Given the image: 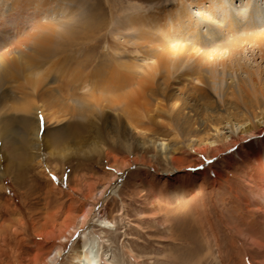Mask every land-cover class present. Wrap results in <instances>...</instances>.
<instances>
[{
  "label": "rangeland",
  "instance_id": "374dc122",
  "mask_svg": "<svg viewBox=\"0 0 264 264\" xmlns=\"http://www.w3.org/2000/svg\"><path fill=\"white\" fill-rule=\"evenodd\" d=\"M184 1L189 17L177 23V32L162 38L167 47L173 46V42L184 47L197 43L194 35L202 45L216 44V37L221 38L218 46L227 44L232 35H222L227 25L225 16L235 19L234 28L240 29L237 37L264 30V0H252L262 18L249 31L247 25L253 21L249 17L251 2L247 0ZM176 2L56 0L47 15L41 12L42 21L47 22L63 18L70 7H79L81 11L77 30L69 36L76 34L71 38L72 48L68 45L65 53L55 57L54 66L46 67L49 89L54 91L57 101L53 104L34 99L22 88L16 95L13 89L19 85L13 84L8 86L11 94L3 102L6 110L3 117L0 110L5 135L0 136V264H79L73 258L81 254L78 242L81 234L89 240L91 258L96 264H264V124L257 126L258 119L250 116L259 114L256 106L252 108L253 101L238 100L244 108L241 109L233 98L228 99L231 103L220 115L224 118L222 132L229 137L205 150L201 141L208 143L213 134L204 125L209 119L206 110L210 96L225 104L217 91L208 97L196 81L191 80V86L184 88L171 82L170 89L184 91L187 102L184 116L175 121L163 96L152 94L151 84L143 85L149 93L140 94L146 95L139 99L137 112L139 120L151 131L138 138L171 145L176 150L173 166L182 171L175 173L176 181L162 187L156 178L165 177L171 167L154 149L135 145L129 154L122 144L124 139L131 140L126 132L131 117L123 111L124 103L110 104L108 113V109L96 106L93 97L99 92L91 93L94 88L89 85L90 75L95 72L122 68L126 73L132 66L131 70L135 67L141 70V66L157 61L150 56V50H141L142 42L137 47L134 40L138 30L133 29L129 18L138 12L172 9ZM221 3L225 9H220ZM6 4L0 0L2 11H7ZM212 8L218 12L213 14ZM86 20L94 23L93 33L81 40V25ZM168 21L167 25L173 27L171 19ZM188 26H194V32L188 33ZM35 32L29 29L24 36L29 39L28 34ZM10 35L13 32L0 33V38L16 43ZM199 49L198 55H202L204 46ZM220 59L232 67L236 82L247 80L248 70L252 79L259 78L258 82L253 80L254 84L258 88L261 84L264 91V59L257 47L246 45L240 54L233 55L224 50ZM193 67L190 62L178 73L192 71ZM132 75L134 79L136 76ZM163 75L166 73L160 77ZM229 77L225 75V79ZM93 84L96 86L95 81ZM159 84L161 92L166 89L162 80ZM247 85L250 95V83ZM139 87L134 88L136 93L141 91ZM255 95L264 109L263 96ZM27 101L41 110L38 112L41 149L37 159L33 158L32 136L24 125L30 118L18 112ZM84 108L91 111L80 117L78 114ZM44 113H56L59 119L47 122ZM245 118L254 126L251 133L230 132L227 121L235 123ZM184 127L191 132H184ZM95 138H100L104 146L101 154L89 147ZM104 214L107 220H99Z\"/></svg>",
  "mask_w": 264,
  "mask_h": 264
},
{
  "label": "bare ground",
  "instance_id": "6f19581e",
  "mask_svg": "<svg viewBox=\"0 0 264 264\" xmlns=\"http://www.w3.org/2000/svg\"><path fill=\"white\" fill-rule=\"evenodd\" d=\"M55 1L56 0H3L5 4L6 3L8 4L5 5L7 7V11H5L6 9H4V11L0 9V33L1 35H5V34L8 35L13 32V36L10 35V37L12 36V39L14 38V40H16V43L14 41H12V43H7L6 40L4 41V39L2 40L0 38V105H1L0 110L2 113V117L6 114V110H5V106L3 105V102L4 99H6L7 95H9V92L11 91L8 88L9 85H13V84L19 85L13 89L14 94L16 95H18L17 90L22 88L23 90L26 91L28 90L30 92V95L34 99L37 97V100L41 99L45 103H53L55 100L57 101L56 95L52 93L54 91L49 89L51 84L48 83L47 81L48 70L46 69V67L48 68L50 66H54L55 63L54 61H56L57 59L55 57L59 54L65 53L68 50L65 49L68 48V45H70V48H72L71 38L76 36V34L72 35L71 37L69 36L73 31L77 30L78 23H76V21L81 11L79 7L77 8L70 7L67 8V10H65V12L67 13H65V16L63 15L64 16L63 18L60 19L56 18L55 20L51 19L50 21L43 22L41 17V12L44 13L43 15H47L48 8H50ZM205 1L206 0H202L199 2L204 3ZM240 1H246V0H240ZM247 1L251 2V5L249 7L251 9L252 15H249V17L253 21V24L247 25L246 30L249 31L250 30L249 27L250 28L254 27L255 24L258 22V20L262 18L261 17L262 15L258 10V5L256 2L252 4V0H247ZM184 2H185L184 0H178V2L174 3L172 9H168L167 7H165L160 10H156L149 13L138 12L133 14L129 18L130 24L133 27V29L138 30L137 31L138 33L136 34L137 37H135V40L134 39L132 40H134V42L137 44V47L138 46L141 47L140 42H142L141 50L143 49L150 50L152 53L150 56L154 59H157L156 62L141 66L142 68L141 70L138 67H135V69L131 70L132 67H134L132 66L130 69H127L128 74H126L127 72L126 73L124 72L125 70L122 71V68L120 69L114 68L111 70L107 68L108 70L104 69L102 71L99 69L100 72L98 73L95 72L91 75L88 73L90 75V80H91L89 82V85L90 87L92 86V88H94L92 89L91 93L99 92L96 96L94 97L92 96L95 99L96 106H98L99 109L103 107V109L105 108L106 111L108 109V113H109V110H111V105L116 106L118 103H124L123 107H125V109H123V111L126 110V112L131 117V121L130 120H129L130 122L128 121L129 122L128 127L126 126L127 129L126 132H128V134L131 136V140L124 139L122 144L124 145L125 149L127 148L129 154L131 153L132 148L135 145L137 146L139 145L138 147H140L141 149L151 148L155 150L154 152L158 154V157H160L171 167V171H167L164 173V175H166L165 177L164 176L160 177L159 175V177L156 178L157 179L156 183H158L162 187H165L166 185L173 183V181H176L175 173H179L182 171H180L178 168H175L173 166L175 161L174 154L176 153L175 152L176 150L173 149L171 145H169L166 142L158 143L154 140L153 141L148 139L143 140L138 138L140 135L145 136L146 133H149V131H151L150 128H148L146 125H144V123L141 120H139V115L137 112L139 106V99L140 98L143 99L142 96L145 97L146 95V94L145 95H140V94L142 93L144 94L148 90L146 87H143V85L151 84V86L149 87L150 92L154 95L163 96V98L166 100L167 103L166 105L168 106L173 117L176 119L175 121H180L181 120L180 117L184 116V109L185 106L187 105V102H186V93L184 91L174 88L170 89L172 87L171 82H173L175 86L180 85L183 86L184 88L186 86H191L190 85L191 80L196 81L198 82V84L202 85L203 88L202 91L206 92V95L208 97L209 94L210 95L212 94L211 93L212 91H217V94H219V96L221 97L219 99H222L225 102V104L223 105L222 103L221 105L213 97V95L212 97L210 96L208 103L209 107L206 110L209 119L207 121H204V125L207 126L209 128V132L210 133L212 132L213 134L211 136V139L208 138L207 140L208 143L201 141L200 145L203 146L205 150H208L212 146L216 147L215 146L216 143L225 141L229 137L222 132L221 125L223 124L222 120L224 118H221L222 115H220V113L227 111L226 110L227 108H225V106H227L228 103L229 104L231 103L228 101V99L233 98V101L236 102L235 105H237L239 108L241 107L243 108V106H241L238 103V100L244 101V99H247L248 102L253 101L255 104L253 103L252 108L256 106V109L259 110V114H257L256 112L250 113V116H252L254 120L258 119L257 126H261L264 124V109L261 108V104L259 102V99L256 97V95L254 97V94L260 93V95H262L264 98V91L262 90L261 84L259 85V88H258V84L256 85L254 84V81L258 82L259 78L252 79L250 73L248 72V70H246V73L248 74V79L247 80L241 79L240 82H236V78L234 77L233 74L234 71H232V67H227L228 65L226 66V63L220 59L221 53L224 50H227L232 55L240 54L244 50L246 45H253L257 47L260 51L261 58L264 59V30L251 32L250 34L247 33L245 37H242L243 35H240L241 37H237L236 35L240 29L237 31V29L234 28V24L236 22L234 21L235 19H233V17L230 16H225L223 20L227 25L222 35L227 37H231L232 35L231 40L227 44H221L218 46V43L220 42L221 38L216 37L215 38L216 39L215 41L217 42L216 44L212 43L208 45H202L201 42L198 41V36L193 34L194 35L193 38L197 43H193L188 46L186 45L184 47L182 46L183 44H180L179 42L177 43L173 42V46L167 47L164 45L165 42L162 40V38L165 36H170L172 32H177V30H179V28H176L177 23L178 22L180 23L181 20L185 21L189 17ZM225 8L226 7L224 3H221L220 9H225ZM53 10L56 9L53 8ZM210 11L213 14H216L218 12V10H216L215 8L210 9ZM55 12L58 13V11ZM169 19H171L173 23V27L170 26V23L169 25H167ZM28 25L29 27H27ZM81 27H82L81 35L83 32L81 40H85L84 37L93 33L94 23L91 24L90 20H86L81 25ZM29 29L32 32L35 31L36 32L34 34H28V37L30 36V38L26 39L24 34H27L29 32ZM194 29H195L194 26H188L186 28L188 33L194 32ZM62 30L64 32H62ZM158 32H160L159 35H155ZM218 33L215 32L216 35ZM22 36H24V38ZM74 40L75 38L73 39V41ZM146 40L149 41L150 43L149 45L146 44ZM169 44L171 45V42H169ZM200 46L201 47L204 46V51L202 55H198L201 52V49H199ZM190 62H193V66H194L192 71H187L183 74L181 73L179 74L178 72L180 71L181 67L183 65L189 64ZM55 67H58V65ZM98 68L100 67L98 66ZM219 68H222V70H220ZM226 69H228L227 73L225 71ZM164 72L166 73V75L165 76L163 75L164 77L161 78L160 76ZM132 73L133 75L136 76L134 77L132 75L135 80L133 78L131 79L130 77V74ZM227 74L230 77L228 79H225V75L227 77ZM64 76L62 75V77ZM161 80L163 81V83H166L165 86L166 89L162 90V92L159 84ZM74 81L75 80H73L72 82ZM93 81H95L96 86L93 84ZM225 82L226 84L225 87L223 88V84ZM247 83H250L251 86L252 92L250 93V95H248L246 91L247 90L246 87L248 86ZM138 85H140L139 88L141 91L138 90L136 93L134 88L136 86L138 88ZM154 86L158 88L157 91L154 90L153 88ZM255 91L256 93H254ZM10 97L12 96L10 95ZM55 97L56 99H54ZM246 104L247 102H245L243 105ZM31 106L32 104H30V102L27 101V104L21 106L18 109V112L28 115L30 118V119H26L24 125L25 127L27 125V131H29L30 135L32 136L30 137L31 146L33 151L35 152V153L33 152V156H34L33 158L37 159V157L40 155L39 153L41 149V144L39 142L40 126L38 119V112L41 110L39 106H36L34 108L33 106L32 107ZM49 106L50 108H53L52 104H50ZM54 109L57 110L58 108H54ZM79 109H81V107ZM209 109L210 112H208ZM91 110L85 109L83 111H80L78 115L80 117H83L85 116L86 112ZM245 111L248 110L245 109ZM43 115L47 120V122H49L50 119L51 121L54 120L56 121L59 119L58 117L55 116L56 113H53L51 115L44 113ZM117 118L119 119L120 117ZM2 122L3 120L0 121V136L4 138L5 135L2 132V128H1ZM227 125L230 132L232 133L233 132L237 133L240 131V133L242 134H249L254 129V126L252 125L251 120L249 118H245L240 121L238 120L235 123H232L231 121L230 122L227 121ZM183 130L186 133L191 132V129L189 128L184 127ZM192 132L194 135L196 134L194 130ZM196 132H198V130H196ZM209 145H211V147H209ZM89 147L92 148L91 150H94L98 154H101L104 146L100 142V138L99 139L95 138L94 142ZM47 148H49V146ZM161 186L159 188H161ZM110 193H112V191H110L108 195H110ZM99 220L106 221L107 220L106 214L101 216ZM88 241L85 235L81 234V237L79 238L78 241L81 244L79 245L81 248V254L79 255L77 254L76 257L73 258L79 264L81 263L96 264L95 259L91 258V247L89 245L90 242ZM58 254H60V251L58 252Z\"/></svg>",
  "mask_w": 264,
  "mask_h": 264
}]
</instances>
